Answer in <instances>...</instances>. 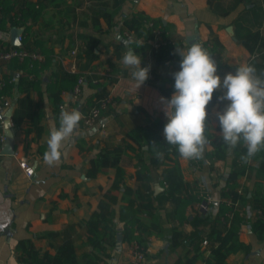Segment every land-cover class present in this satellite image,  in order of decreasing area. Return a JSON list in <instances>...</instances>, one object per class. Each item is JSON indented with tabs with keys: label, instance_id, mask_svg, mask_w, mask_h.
<instances>
[{
	"label": "crops",
	"instance_id": "0c3cea01",
	"mask_svg": "<svg viewBox=\"0 0 264 264\" xmlns=\"http://www.w3.org/2000/svg\"><path fill=\"white\" fill-rule=\"evenodd\" d=\"M135 10L144 12L148 21L157 22L162 39L171 41L165 45L181 43L178 49L186 50L197 42L208 50L205 44L211 35H216L222 47L208 51L213 54L221 78L242 63L254 64L258 74L264 73V0H43L35 19L0 24V48L30 45L34 48L32 51L42 54L43 60L39 61L42 63L46 54L51 55L50 62L34 71L27 64L31 57L24 58L22 63L13 58L1 67L4 76H11L13 80L11 92L0 90V108L1 95L5 94L10 105L3 112L11 123L14 153H0V264H20L16 257L20 251L16 244L20 240H30L40 253L54 254L64 244H71L78 256L93 251L87 242L86 220L98 211V203L117 169L108 166L91 174L90 161L100 152H112L115 148L122 149L118 169L123 181L117 200L111 205L117 232L112 234L113 244L100 253L99 263H128L131 244L122 239L123 223L118 218L121 206L129 198L135 199L136 205L142 200V204L150 203L161 223L160 235L152 234L148 238L144 264H183L191 256H200L195 264H203L201 256L209 255L210 239L208 245L200 243L197 248L195 242L198 230L212 225L202 219L209 216L212 221L219 203H231L222 192L233 157L231 154L210 157L213 145L208 141L201 159H184L170 153L168 158L161 157L153 165L148 150L150 134L145 132L140 142L129 136L132 130L154 120L167 123L160 97L171 98L172 74L179 70L181 60L176 51L174 58L160 61L157 52L161 47L154 49L147 41L138 44L139 51L135 50L134 43H128L125 39L128 28L123 21ZM14 29L19 31L15 42L20 44L12 42ZM253 32H258L260 39L253 51H249L241 39ZM91 37L96 43L89 53L84 50ZM129 47L142 57L141 67L150 66L149 77L138 90L131 77L133 69L121 62ZM72 48L78 51L75 58L69 54ZM80 74L85 76V82L75 109L82 114L87 112L100 91L102 95L109 94L114 104L103 110L91 126H85L80 120L71 138L64 142L60 161L49 165L44 161V153L50 130L59 127L58 104L68 98L76 82L73 78ZM219 94L216 93L209 105L206 122L216 136L220 135L215 113L224 107L216 100ZM0 125V134L6 136L8 128L4 121ZM21 160L33 168L31 176L19 165ZM259 160L250 159L252 167L237 178L238 191L243 193L246 187L248 198L264 185V174L258 170ZM140 163L147 167L148 179H137ZM174 165L186 182L195 185L193 191L198 190L201 199L213 198L208 215L199 211L200 199L185 206V218L174 216L173 203L166 197L162 180L164 170ZM125 186L132 189L126 197L123 196ZM147 196L149 200L145 199ZM238 203L239 214L250 207L248 201ZM7 228L11 231L9 236L5 234ZM238 238L248 249L230 253L227 262L264 264V240L256 237L248 222L240 225Z\"/></svg>",
	"mask_w": 264,
	"mask_h": 264
},
{
	"label": "trees",
	"instance_id": "16d2710c",
	"mask_svg": "<svg viewBox=\"0 0 264 264\" xmlns=\"http://www.w3.org/2000/svg\"><path fill=\"white\" fill-rule=\"evenodd\" d=\"M42 1L43 0H37L36 2H32L30 0H0L1 26L6 21H9L11 24H16L18 22L25 21L28 18L35 19L39 15V9ZM104 15L107 17V14ZM107 20L109 21L108 18ZM147 21L148 17L144 14V12L135 10L129 17H126L123 22L129 31L134 33L136 36H141L148 40L152 37V27L147 24ZM153 24L157 26V22L153 21ZM259 39V33L253 32L245 35L241 39V42L249 51H253ZM95 41L96 39L94 37L89 38L84 51L92 53L93 48L95 47ZM133 45H136V51L140 50L137 43H134ZM181 46V43L176 44V46L170 44L161 46L157 52L158 59L160 61H164L166 59L174 58L176 56L175 52L178 48H181ZM16 47L26 48L28 50L34 49L30 45H26V47ZM205 47H207L209 51L214 52L217 48H221L222 44L220 43L218 37L213 34L211 35L208 44H205ZM26 59L27 58L24 60ZM30 59L27 64L31 67V71H34L35 68L40 69L50 62L51 55L46 54L45 62L43 63L39 61L37 62V60L33 58ZM23 61H21V63ZM22 65L24 67L26 64ZM73 79H77V77L74 76ZM7 80L9 81H7L5 87L1 90L5 93L8 91L11 92L13 87V80L11 76L7 77ZM23 82L24 77L21 78L20 83L22 84ZM215 95L216 93H214V96ZM102 96L104 95H102L100 91L96 95L95 99ZM56 101L57 103L59 102L57 95ZM163 128L164 123L162 121L154 120L150 124L138 130H132L129 132V136L137 142H140V138L145 132L150 134L148 150L151 155L150 162L153 165L158 164L161 157L168 158L170 153L173 154L174 157L180 155L175 147L166 143L163 137ZM216 129L219 130L218 123L216 125ZM205 134L207 140L213 145V150L209 152L210 157L223 158L228 154H231L233 157L232 169L225 179V186L222 192L223 196L231 200V203L229 205L219 203L217 214L212 221L209 220V216L202 219L204 222H211L212 225L211 227L209 225L208 229L198 230L199 232L198 238L195 242V248H197V246L202 242V239L206 237L208 244L209 239L211 240V244L209 245V255L201 256L203 264H230L226 260L230 253H234L241 249H248V245L241 242L238 238V230L243 222H248L256 237L260 240H264V185L259 186L260 191H253L249 198L247 197L248 190L246 187L242 189V191L244 190L243 193L238 191L237 178L240 175H243L248 168L252 167L249 162L250 160L244 162L241 159L243 155H246V147L241 142L236 148L229 149L228 146L223 143L220 136H216L212 131H209L207 123ZM121 154L122 149L115 148L112 152H100L96 158L91 159L90 161L89 172L91 174H94L98 170L108 166H114L117 169L115 178L113 179L110 187L104 191V198H101L98 203V211L93 212L86 220L88 232L87 242L93 247V251L78 256L71 244H64L59 246L54 254H49L48 252L40 253L30 240H20L16 244V249L20 250L16 256L20 264H100L98 260L100 253L105 252L107 246L113 244L112 234L117 232L116 221L111 205L116 202L117 193L120 191L123 184L122 174L120 169H118ZM251 159H260L258 170L264 174V150L257 153ZM136 177L138 180L148 179L147 167L143 163H140ZM162 180L165 184L166 197L173 203L174 216L185 218V206L193 201H199L201 199L198 190L193 191V189L196 188L195 185L192 186L183 179L177 165L164 170ZM144 186L146 187L145 184ZM131 192L132 189L125 186L123 196L126 197L130 195ZM136 194H138L137 191ZM145 199L149 200V196ZM127 201L128 203L126 205L121 206L118 218L119 221L123 223L121 232L122 239L130 244L136 242L139 246L145 249L148 238L152 234L160 235L162 231L160 220L158 215L153 212L150 203L142 204L144 201L142 200L136 205L135 199L133 198H129ZM238 201L242 203L247 201L249 202L251 209L254 211L252 217L247 218L244 214H239L241 205ZM211 207L212 203L210 204V208ZM226 212L230 215L226 216ZM143 213H145L144 217H142ZM209 213L210 211L206 212V215ZM222 220H225L226 222L223 223ZM219 224H221V226H218ZM199 257L200 256L188 257L183 264H195L197 258ZM177 263L180 262L177 261ZM102 264H107V262H103Z\"/></svg>",
	"mask_w": 264,
	"mask_h": 264
},
{
	"label": "clouds",
	"instance_id": "9594fccd",
	"mask_svg": "<svg viewBox=\"0 0 264 264\" xmlns=\"http://www.w3.org/2000/svg\"><path fill=\"white\" fill-rule=\"evenodd\" d=\"M177 51L181 60L179 70L172 74L174 91L170 99L160 97L167 120L163 128L166 143L184 159H201L208 144L205 133L209 105L214 93L219 92L216 100L224 107L215 116L223 143L234 149L242 142L247 149L241 157L244 162L264 150V73L258 74L254 64L242 63L221 78L218 65L201 44ZM141 60L130 47L121 60L133 69L136 90L149 77L150 66L141 67ZM81 119L77 109H61L59 127L49 133L45 163L54 165L60 161L64 142L71 138Z\"/></svg>",
	"mask_w": 264,
	"mask_h": 264
},
{
	"label": "built area",
	"instance_id": "2783aa9c",
	"mask_svg": "<svg viewBox=\"0 0 264 264\" xmlns=\"http://www.w3.org/2000/svg\"><path fill=\"white\" fill-rule=\"evenodd\" d=\"M147 24L152 27V37L150 39H145L144 37L141 36H136L134 33L131 31L127 30L125 32V39L131 43H137V44H142L144 42H149L151 46L154 49L160 48L162 45H165L167 43H171L169 40H163L161 35H162V30L160 29L159 26H155L152 21H148ZM22 39V35L18 36V40ZM78 51L76 48H72L69 50V54L71 57L75 58L77 55ZM26 57H31L35 60L42 61L43 56L40 52L38 51H32L28 50L26 48H18L16 46H9L6 48H0V90H2L7 81V76H4L1 67L4 63L10 61L13 58L18 59L19 61H22ZM72 71L75 70V65H71ZM85 82V76L80 74L77 76L76 82L71 88L68 98L61 103L58 104V114L60 116V112L62 108H65L66 110H72L74 108V104L76 103L77 100H79L82 92V86ZM3 101H2V108H0V122L2 123L5 119V114L3 112L4 107H8L10 105V101L7 98L5 94L1 95ZM114 104L112 97L107 94L104 95L100 98H97L94 100V103L89 107L87 112L82 114V122L85 126H91L95 124L100 116L103 110H106L110 105ZM5 136L4 134H0V144L4 142ZM19 165L23 168L24 172L26 175L31 176L33 174V168L26 162V160H21L19 162ZM213 198L211 196H205L199 203H198V208L199 211L203 214H206V212H209L210 210V204L212 203ZM244 215L246 217H252L253 216V211L250 209V207H245L244 208ZM202 245L206 246L208 245V240L207 238H203ZM145 262V251L144 249L139 246L136 242H133L130 247V255L128 258V263L127 264H144Z\"/></svg>",
	"mask_w": 264,
	"mask_h": 264
},
{
	"label": "water",
	"instance_id": "95a60500",
	"mask_svg": "<svg viewBox=\"0 0 264 264\" xmlns=\"http://www.w3.org/2000/svg\"><path fill=\"white\" fill-rule=\"evenodd\" d=\"M13 31V33H14V35H13V39H12V42L13 43H17V44H20V41H18V42H15V38L17 37L16 35H18V33H19V31L18 30H12ZM18 31V32H17ZM197 43V42H196ZM203 47V46H202ZM210 54H211V57H212V59H214V57H213V54L210 52ZM214 61H215V59H214ZM216 62V61H215ZM217 64V63H216ZM4 125H5V127L6 128H8V130L6 131V136H5V139H4V142H3V144H2V149H1V151H0V153L1 154H6V155H11V154H13L14 153V148H13V135H12V133H11V130L9 129L10 128V126H11V123H10V121H9V119L5 116V119H4ZM117 229L118 230H120V227H117ZM10 229L9 228H7L6 230H5V234L7 235V236H9L10 235Z\"/></svg>",
	"mask_w": 264,
	"mask_h": 264
}]
</instances>
